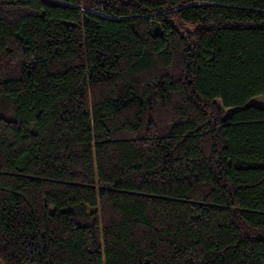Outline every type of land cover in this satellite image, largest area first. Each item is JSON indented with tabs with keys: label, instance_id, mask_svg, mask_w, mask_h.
I'll use <instances>...</instances> for the list:
<instances>
[{
	"label": "trees",
	"instance_id": "obj_1",
	"mask_svg": "<svg viewBox=\"0 0 264 264\" xmlns=\"http://www.w3.org/2000/svg\"><path fill=\"white\" fill-rule=\"evenodd\" d=\"M0 263L264 264V0H0Z\"/></svg>",
	"mask_w": 264,
	"mask_h": 264
},
{
	"label": "rangeland",
	"instance_id": "obj_2",
	"mask_svg": "<svg viewBox=\"0 0 264 264\" xmlns=\"http://www.w3.org/2000/svg\"><path fill=\"white\" fill-rule=\"evenodd\" d=\"M249 105L257 106V107H262L263 106V99L260 96L254 97L251 99L249 102ZM226 113H231L232 109L224 110ZM1 264V263H0Z\"/></svg>",
	"mask_w": 264,
	"mask_h": 264
}]
</instances>
